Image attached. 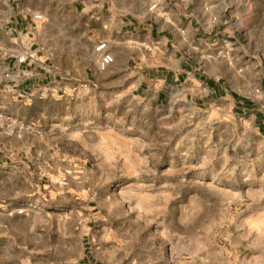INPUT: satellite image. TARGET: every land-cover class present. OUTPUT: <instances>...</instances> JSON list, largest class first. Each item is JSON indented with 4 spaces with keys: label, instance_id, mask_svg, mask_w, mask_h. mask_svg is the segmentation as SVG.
Masks as SVG:
<instances>
[{
    "label": "rangeland",
    "instance_id": "374dc122",
    "mask_svg": "<svg viewBox=\"0 0 264 264\" xmlns=\"http://www.w3.org/2000/svg\"><path fill=\"white\" fill-rule=\"evenodd\" d=\"M56 1L0 0V264H264V0L210 3L214 98L89 93Z\"/></svg>",
    "mask_w": 264,
    "mask_h": 264
},
{
    "label": "crops",
    "instance_id": "0c3cea01",
    "mask_svg": "<svg viewBox=\"0 0 264 264\" xmlns=\"http://www.w3.org/2000/svg\"><path fill=\"white\" fill-rule=\"evenodd\" d=\"M150 1L158 3L154 10L148 6ZM218 1L229 0H134L133 4L129 0H57L55 10L59 33L70 45L82 44L84 55L92 51L97 56L96 45L105 41L113 56L105 69L96 62L104 73L85 80L89 93L120 94L149 82L157 86L158 95L164 91L162 85L186 84L212 97L225 87L219 63L232 59L225 44L228 31L221 26L209 28L211 17H223L210 5ZM41 14L31 18L41 19ZM20 27L29 32L32 24ZM84 55L79 58L86 60Z\"/></svg>",
    "mask_w": 264,
    "mask_h": 264
},
{
    "label": "built area",
    "instance_id": "2783aa9c",
    "mask_svg": "<svg viewBox=\"0 0 264 264\" xmlns=\"http://www.w3.org/2000/svg\"><path fill=\"white\" fill-rule=\"evenodd\" d=\"M32 15L35 18H40L42 16V14L38 12H34ZM225 44L229 46V41H225ZM106 48L107 44L105 41H100L95 47L97 51V64L99 69H105L113 61L112 54ZM26 57L27 56H19L18 61L23 62Z\"/></svg>",
    "mask_w": 264,
    "mask_h": 264
}]
</instances>
